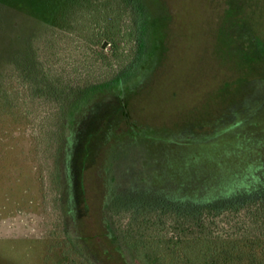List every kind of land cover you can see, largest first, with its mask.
Here are the masks:
<instances>
[{"label": "rangeland", "instance_id": "374dc122", "mask_svg": "<svg viewBox=\"0 0 264 264\" xmlns=\"http://www.w3.org/2000/svg\"><path fill=\"white\" fill-rule=\"evenodd\" d=\"M67 1L0 0V264H126L107 221L133 264H153L120 234L132 209L216 197L205 176L236 178L210 172L215 159L198 157L191 175L170 166L160 150L169 134L187 127L210 145L264 135V0H162L164 38L136 91L74 106L76 93L113 75L115 49L68 32ZM70 109L80 125L72 140Z\"/></svg>", "mask_w": 264, "mask_h": 264}, {"label": "trees", "instance_id": "16d2710c", "mask_svg": "<svg viewBox=\"0 0 264 264\" xmlns=\"http://www.w3.org/2000/svg\"><path fill=\"white\" fill-rule=\"evenodd\" d=\"M68 3L62 12L68 32L85 33L89 47L108 42L115 49V60L108 63L115 68L113 75L76 93L72 105L80 101L91 104L105 96H115L124 102L127 93L136 91L140 79L137 83L134 81L154 56L158 42L163 41L162 0H157L155 7L152 0H71ZM250 42L254 43L252 39ZM126 43H132L131 49L126 54L119 53ZM72 115L70 109L67 120L71 140L80 129L75 124L76 115L74 118ZM185 128L170 133L173 139L160 149L166 151L170 166L186 168L191 175L190 170H200L196 159H215L218 162L210 172L229 171L236 178L225 181L205 176L203 184L222 191L216 197L162 196L157 203L138 205L132 209L127 225L119 228L120 234L137 250L135 258L153 264H264L263 133L256 132L260 137L254 133L248 136L251 132L247 136L229 135L210 145L201 133ZM198 143L208 147L200 152ZM183 150L187 153L195 150L198 156L182 159L178 154ZM170 155H176V160L169 158ZM159 211L163 214H158ZM107 225L111 226L109 240L117 244L126 264H133L124 246L119 245L120 236L109 221ZM94 260L97 261L95 257Z\"/></svg>", "mask_w": 264, "mask_h": 264}]
</instances>
